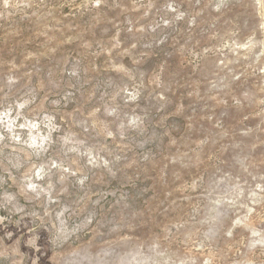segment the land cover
I'll use <instances>...</instances> for the list:
<instances>
[{
    "label": "rangeland",
    "instance_id": "obj_1",
    "mask_svg": "<svg viewBox=\"0 0 264 264\" xmlns=\"http://www.w3.org/2000/svg\"><path fill=\"white\" fill-rule=\"evenodd\" d=\"M0 264H264V0H0Z\"/></svg>",
    "mask_w": 264,
    "mask_h": 264
}]
</instances>
